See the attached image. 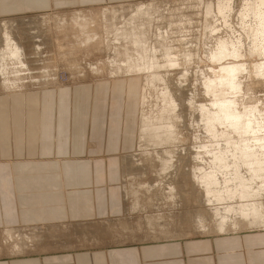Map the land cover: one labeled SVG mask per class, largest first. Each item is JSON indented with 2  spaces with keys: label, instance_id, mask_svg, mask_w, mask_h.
<instances>
[{
  "label": "crops",
  "instance_id": "crops-1",
  "mask_svg": "<svg viewBox=\"0 0 264 264\" xmlns=\"http://www.w3.org/2000/svg\"><path fill=\"white\" fill-rule=\"evenodd\" d=\"M127 1L0 0V17ZM140 85L136 76H109L0 93V232L22 229L36 234L26 244H45L0 264H264V229L111 245L109 236L82 240L63 230L124 218L121 163L137 147Z\"/></svg>",
  "mask_w": 264,
  "mask_h": 264
},
{
  "label": "rangeland",
  "instance_id": "rangeland-1",
  "mask_svg": "<svg viewBox=\"0 0 264 264\" xmlns=\"http://www.w3.org/2000/svg\"><path fill=\"white\" fill-rule=\"evenodd\" d=\"M204 1L205 3L212 2L215 6L214 8L215 10L212 9L211 13H207L204 7L205 4H203ZM216 1L217 0H199V2L196 3L197 2L196 0H140L135 2L130 0V2L127 1L113 5H100V4L91 5V6L87 5V6H80L78 8H68L65 10H55L44 13L24 14V15H19V16L17 15L11 17H0V23L4 21H8V19L15 20L18 17H20L18 19H25V18H29L31 20L34 19L33 21L37 23H39L40 21H44L43 23H39L37 28V33L42 37L41 39L42 42L39 43L40 45L39 50L40 49L41 50L36 51L33 42L31 40H26V39L24 40L22 45L24 47V53L26 58L25 63L27 64V68L22 70V69H18L17 66L16 69H14V67L11 66L12 64L6 63L7 66L5 67L8 68V71L14 72L13 74L7 75L8 78L10 77V79L7 80L14 81V86L11 89L13 90L16 89V90L13 92L11 89L9 90H7V88L4 89V86H2L3 80L0 79V93L8 92L7 94L9 95L10 93L20 94L25 92L26 90L42 89L47 87L62 89L63 86L71 87L83 82H89V81L92 82L103 78L105 79L108 78L110 75L115 74V72L124 73L125 71L123 72L124 70L123 68H125L124 65H127V63L134 65L137 63L141 64L143 61L145 62L146 58L159 59V61L157 62L161 64L160 65L158 64L156 68L153 67L154 69L150 71V72L154 71L153 73L150 74L149 72V74H146L140 72V74H142L141 76L142 83L144 78L146 79L147 76L149 79L148 81H146V88H147L146 91L142 90L143 91L142 104H141L142 107L140 109L141 112L139 113L138 111L139 114L138 117L144 116L150 118L152 116L150 118L152 119L155 115L161 113L160 108L163 105L161 104L159 98H161L162 93L170 94L171 96H173L172 101L174 102L175 105V112L178 113L177 116L172 119L173 120L172 130L175 136L172 141L174 143L168 144V146L170 148L180 146L183 147L184 150H186V149H191L194 146L213 145L212 143L213 138L208 137L204 124L197 121L198 118L196 115L201 113L200 110L201 105L202 106L209 105L211 101L214 99L212 95H209L210 93L206 92L205 80L208 78L213 80L215 73L211 71V68L214 71L215 70L218 71L219 69L218 67L222 65L209 62V60H207L206 53L209 52V50L211 52L216 50L218 39L221 40V42H224L226 40L227 41L226 45L228 46V48H230L228 42L229 41L233 42V40L235 39L234 37L237 35V33H235L236 35L235 34L232 35V33L229 31L230 29L226 26H223V21L219 18V16L221 15H219L218 12L216 11L217 10ZM241 1L243 0H236V4H241L242 3ZM151 2L155 3L156 5L155 10L156 12L157 11L158 12L157 13L155 12V14L161 15L162 17H164V19L160 22L159 21L157 22V19H153L152 22L153 21L155 22V23L153 22L155 24V28L153 27L154 24L150 25V23L146 22V24L144 23L142 30L138 29L135 31L134 29V31L132 32L133 35L137 36L139 34H143L145 37H148V39L144 38L145 44L141 43V45L139 44L134 45V43L132 44V42L130 41L128 44V42L124 43L121 40H119L118 42V38L116 37L115 32L117 31L120 33L122 30L127 29L128 26L126 25V23L129 21V18L134 13L135 9L140 5H145ZM170 11L172 14L174 13L172 17L170 16L172 15L169 13ZM105 12L106 14L104 16L105 17L104 20L102 14ZM237 16L238 15L236 14L234 20H231L232 21L231 25H233V28L235 30H237L240 27L239 26L240 21L236 19ZM169 18L172 20H169ZM76 21L78 22V25L74 24ZM156 22L159 24V26L158 24L156 26ZM134 23L136 24L135 26L137 27L138 22L135 21ZM122 24H124L125 26ZM142 24L143 23H141V25ZM173 24L175 25L177 24V25L175 26ZM167 25L169 27L171 25V28L175 26V29L173 30L175 34L173 38L170 39L171 41L170 40L169 42L167 41L166 43H164L162 48L159 49V46L158 45L156 46L158 42L156 41V37L153 36V33L158 34L157 33L158 29H160V31L162 32L170 29ZM145 26L146 29L148 30L147 31L148 33L144 28ZM117 27H122V28H117ZM213 28L214 30H212ZM152 29H153V33H152ZM86 32H88V34H86ZM87 35L89 37L93 36V38H95V40H93L94 42L92 41L86 43L87 41L85 40L87 39L86 38ZM151 37L155 41H153L152 39L153 41L152 42L150 39ZM204 38H207L206 39L208 41L207 43H205L206 41ZM147 40H148L147 44L149 45H146ZM200 41H202V43ZM172 42L173 44H171ZM176 44L179 45L181 44V45L179 46ZM205 44L206 45L208 44V46H206ZM172 46L173 47L175 46L177 48L175 47L173 48ZM193 46L194 48H192ZM195 46L197 48H195ZM168 47H170V49ZM135 48H137L138 51ZM204 48L206 51L205 50L201 51ZM247 48H248L247 46L245 47L243 46L240 49L241 58L237 62L236 60H224L223 62L225 63V65H227L226 63L229 62H236L235 64L238 63V64L246 65L250 63L251 65L258 66L261 62L264 61L262 58H259L256 55L255 56L250 55L249 50ZM165 49L166 50L168 49L167 50L168 52ZM173 50L174 52L175 51L178 52L177 53L178 56L177 54L176 56L180 58L178 59L179 65H176V67L169 66L168 68V66L165 65L168 64L167 62L168 57L165 54L172 52ZM156 52L158 55L156 54ZM139 53L143 56H141ZM37 56L40 57L38 58ZM163 61L165 62V64ZM119 65L124 67L120 68L122 70L117 71L119 70L120 67ZM160 66L163 67L164 70L160 68ZM157 68L160 69L158 70ZM250 70H247L237 75V78L240 80L239 82L240 88L236 95L232 94V92L227 88L221 89L222 90L221 93L222 94L224 93V95L228 97V99L235 101L237 105L236 106L237 111L240 114H243L244 110L246 111L249 109L250 110L253 109V111L257 115L264 114V76L261 73H259L257 69L253 68ZM153 76L155 77L152 78ZM180 78L182 81H180ZM164 79L166 80V82ZM139 82H141L140 79ZM152 82H155V84L154 83L152 84ZM175 85H177V87ZM192 85L194 86L193 89H192L193 87ZM168 86L171 89L168 88ZM174 87L176 89H174ZM10 90L11 92H9ZM190 90L192 92V93L190 92L191 94L189 93ZM182 91L184 93H182ZM215 96H218V91H215ZM197 105L199 108H197ZM188 106H190L191 108H189ZM147 114L149 115L151 114V115L149 116ZM193 124L195 125L193 126ZM224 131H225L224 126L220 125L217 127L218 135ZM204 134H206L207 136H205ZM229 136L233 137V139L237 138V135L234 134H230ZM221 139L224 140V137L222 136ZM168 146L165 149L169 148ZM145 152L146 151H143L138 144L136 151L132 154L138 155L139 153V155L142 154L144 156ZM154 159L153 160L146 159L144 161L143 165L145 170L143 169L142 173L145 172V175L136 181H141L143 184L145 183L153 184L155 182L157 184V180L159 179V182L163 181L162 182L163 184L171 183L172 185L174 184V187L176 185L175 188H177V191L173 192L174 193L173 195L176 197L175 202L172 204L169 200L163 203L160 202L157 205L155 200L153 201L151 198L154 192H150L148 194L145 191H142V193L138 194L139 197L137 196L139 198L138 203L141 205L140 207H138L139 211L137 209V211L132 213L131 211L132 209H130L131 208L130 206L132 204V198L131 196L130 197L127 196L124 201L125 210L122 215V217L124 218L122 222H118L119 227L120 228L122 227L123 230L122 231L118 230L119 234L117 235L113 234L114 236L112 235L113 230L112 229L108 230V235L106 236H109L108 238H112L108 240L109 242L108 245L115 243V241L126 244L142 243L146 241L148 242V241L160 240V239L163 240L166 239L167 237L180 238L187 236H199L205 234V233L201 234L193 230L189 220L190 216L194 214L196 211H198V209H200V207H198L193 201L194 197H192L191 195L192 194L191 178L189 181V176L181 175L180 174L181 170L179 171L176 170L174 171L173 174L167 173L164 177H162L163 169H160L161 168L160 165L161 164L170 165L172 163L169 162L168 160H162L159 158L156 159L155 157ZM157 160H161V161H157ZM179 175H181V177H179ZM178 177L179 180L177 179ZM129 183H131V181H129ZM129 183L127 182V184ZM136 183L137 182H135V184ZM128 188H130V184ZM158 190H159V192H157L158 196L166 195L165 194L166 190L163 191V188ZM152 206L154 207L156 206L158 208L156 207L153 208ZM140 209H142V212ZM155 215H159V216L161 215V216L159 217ZM145 218L149 220L146 221ZM159 219L160 220L165 219V221L169 223L168 224L169 231L168 229H166L168 232L167 231L160 232L158 228L157 229L156 227H154V229L152 228V226H155L156 222L160 223ZM145 221L149 224L147 225ZM102 229H104V227H102ZM121 232L123 233L122 236L120 237ZM20 234L22 233L20 232L16 234L17 237L13 238V241H16L15 243H18L17 241L19 239H22V236ZM209 234H212V232ZM168 238L166 240H168ZM82 240H87V239L83 238ZM13 241L10 239L7 240L4 233L0 232V256H8L14 253L16 254L24 251L32 252L34 250H41L43 247H45L44 246L45 244L44 245L27 244V246L24 247L23 250L18 245L15 246ZM66 245L67 244H65L64 246ZM60 246L64 247L62 244ZM73 247L81 248L84 247V245L75 244L73 245Z\"/></svg>",
  "mask_w": 264,
  "mask_h": 264
},
{
  "label": "bare ground",
  "instance_id": "bare-ground-1",
  "mask_svg": "<svg viewBox=\"0 0 264 264\" xmlns=\"http://www.w3.org/2000/svg\"><path fill=\"white\" fill-rule=\"evenodd\" d=\"M196 1H197L196 3L199 2V0H196ZM241 2H242L241 4H236V0H217L216 1V8H217L216 11L218 12L219 15H221V16H219V18L223 21V26L228 27L230 29V30L229 29L228 30L232 33V35L235 33H237V35L235 34L236 36L235 37L233 36L235 38L234 39L235 41L233 40V42L232 41L228 42L230 48H228V46L226 45V42H227L226 40L224 42H221V40L218 39L216 50L213 52H211L209 50V52L206 53L207 60H209V62L222 65V66L218 67L219 68L218 71H216V70L214 71L211 68V71L215 73L213 80H211L209 78L205 80L206 92L210 93L209 95H212L214 99L211 101V103L209 105H204V104H203L204 106L201 105L200 106L201 113L196 115L198 118L197 121L204 124L208 137L213 138V141H212L213 145L194 146L191 149H186V150H184V148L180 147V146L174 147V148H170L168 146V144L174 143L172 141L173 138L175 137L174 132L172 130V127H173L172 126L173 125L172 119L177 116L178 112H175V105H174V102L172 101L173 96H171L170 94H167V93H162L161 98H159V100L161 101V104L163 105L160 108L161 113H159L158 115H155L152 119H150L152 116L150 118L149 117L147 118L144 116L138 117V122H137V124H138L137 133L138 134H136L137 146L139 144V147L143 151H146L144 156L142 154L139 155V153H138V155L137 154H131L130 156H126L122 159V163H121V166H122V176H121L122 180L121 181L122 182L121 183H122V187H123L122 188L123 189V195H124V200L126 199L127 196H129V197L131 196L132 204L130 206L131 207L130 209H132L131 210L132 213L137 211L138 207L141 206L138 203V199H139L138 194L142 193V191H145L148 194L150 192H154L151 198L153 201L155 200L157 205L160 202L163 203V202L169 201V200L172 204L175 202L176 197L173 195L174 194L173 192L177 191V188H175L176 185L174 187V184L172 185L171 183H164L163 184L162 183L163 181L159 182V179L157 180V184H156V182L153 183L154 185L151 183L143 184L141 181H136L145 175V172L142 173V170L144 169V165H143L144 161L146 159L153 160L155 157L156 159L159 158L162 160H168L169 162L172 163L170 165H168V164H161L160 165L161 166L160 169H163L162 177H164L167 173L173 174L174 171L181 170V172H180L181 175L189 176V181L191 178V180H192V183H191L192 189L190 188L192 190L191 195H192V197H194L193 201L195 202V204L198 207H200V209H198V211H196L194 214H192L189 218L191 226H192L193 230H195L196 232H199L201 234L205 233L203 235H210L209 233H211V232H212V234H218V233L222 234V233H228V232H233V233L238 232V231L240 232V231L251 230V229H261V228L264 229V114L257 115L253 111V109H251V110L249 109L246 111L244 110V113L240 114L237 111V107H236L237 105H236L235 101L228 99V97H226L224 95V93L223 94L221 93L222 92L221 89L227 88L228 90H230L232 92V94L236 95L237 92L239 91V88H240V83H239L240 80L237 78V75L242 73V72H245L247 70H250L253 68L257 69L259 71V73H261L264 76V61L261 62L258 66L257 65H251L250 63L246 64V65L245 64L242 65V64H238V63L235 64L241 58L240 49L243 46L248 47L247 49L249 50L250 55H252V56L256 55L257 57L262 58L264 60V0H243ZM237 3H239V2H237ZM203 4H205L204 7H205V11L207 13H211L212 9L215 10L214 9L215 6L212 2L205 3V1H204ZM139 5H140V3H139ZM155 9H156V5L153 2L147 3L145 5H140L139 7H137L135 9L134 13L130 16L129 21L126 23L128 28L122 30L120 33L117 31L115 32V35L118 38V42H119V40H121L124 43L128 42V44H129V41L132 42V44L134 43V45H138V44L141 45V43L145 44L144 38L148 39V37H145L143 34H139V35L135 36V35H133L132 32L134 31V29H135V31L138 29L142 30V27H143L144 23L146 24V22L150 23V25L154 24L155 22L154 21H153L154 23L152 22L153 19H157V22L162 21L164 19V17H162L159 14L156 15ZM175 12H177V11H175ZM169 13L172 14L171 11ZM105 14H106V12L102 14L103 19L105 18L104 17ZM236 14L238 15L237 16L238 18L236 17V19H238V21H240L239 22L240 24L238 23L240 26L238 28L239 30L238 29L235 30L233 28V25H231L232 24L231 20H234ZM173 15H174V13L170 16L172 17ZM18 18H20V17H18ZM18 18H16L15 20H9L8 19V21H4V22L0 23V79L3 80L2 86H4V89L7 88V90L13 88V86H14V81L7 80V79H10V77L8 78L7 75L13 74L14 72L8 71V68L5 67V66H7L6 63L12 64L11 66L14 67V69H16L17 66H18V69H22V70L26 69L27 68V64L25 63L26 58H25V53H24V47L22 45L24 40L25 39L31 40L33 42V45H34V48L36 51L39 50V47H40L39 43L42 42V40H41L42 37L37 33V28H38V24L43 23L44 21H40L39 23H37V22L33 21L34 19L31 20L29 18H25V19H18ZM114 18H115V16H114ZM170 18H169V20H172ZM116 19H117V17H116ZM78 21H80V20H78ZM135 21L138 22L137 27L135 26L136 25L134 23ZM157 22H156V26L158 24ZM141 23H143V24L141 25ZM74 24L78 25V22L76 21ZM124 24H122V25H124ZM173 25H175V24H173ZM158 26H159V24H158ZM175 26H173L174 28L173 27L171 28V25H170V27L168 26L170 29L167 28L168 30H165L163 32L160 31V29H158L157 30L158 34H154L153 29H152L153 36L156 37V41L158 42L157 44L155 42L154 43L156 44V46L157 45L159 46V49L162 48L164 43H166L167 41L169 42V40L173 38V36L175 34V32L173 31L175 29ZM153 27L155 28V24ZM117 28H122V27H117ZM144 28L146 29V26ZM140 30H139V32H140ZM212 30H214V28ZM147 31L148 30L146 29V32ZM142 32H144V31H142ZM86 34H88V32H86ZM86 38H87L85 40V41H87L86 43H89V42H92L93 40H95V38H93V36L89 37L87 35ZM150 39L152 41L153 38L151 37ZM204 39L206 41L205 43H207L208 42L206 40L207 38H204ZM153 41H155V40L153 39ZM180 41H182V40H180ZM177 42H179V41H177ZM200 42L202 43V41H200ZM147 43H148V40L146 42V45H149ZM246 43H247V45H246ZM171 44H173V42ZM208 44L207 45L205 44V45L208 46ZM130 45H131V43H130ZM176 45H179V44H176ZM151 46H153V45H151ZM164 47H166V46H164ZM137 48H135V49L137 50ZM168 48L170 49V47H168ZM175 48H177V47H175ZM187 48H188V46H187ZM192 48H194V46ZM195 48H197V47L195 46ZM127 50H129V49H127ZM148 50H149V48H148ZM162 50H164V49H162ZM203 50H205V48L202 49L201 51H203ZM177 51H179V50H177ZM181 52H180V54H181ZM177 53L178 52H176V51L174 52V50H173L172 52L165 54L168 57L167 62L169 65L165 64L164 61L163 62L165 65L168 66V68H169V66L176 67V65H179L178 59H180V58L177 57L178 56ZM151 54H153V53H151ZM156 54H157V52H156ZM176 54H177V56H176ZM141 56H143V55H141ZM152 56H154V55H152ZM252 56H250V57H252ZM155 58H157V57H155ZM139 59H141V58H139ZM153 59H149V58L147 59L146 58L145 62L141 61L142 62L141 64L137 63V64L133 65V64L127 63V65H124L125 68H123L124 69L123 72L125 71L124 73H122V72L116 73L115 72V74L110 75V77H125V78H129V77H133V76L140 77L139 79L141 81V85H140L141 88L139 87L140 98H138L139 99L138 105L140 104L139 113L141 112L140 109L142 107L141 106V104H142V93H143L142 90L146 91V89H147L146 88V81H148V79H149L147 76L146 79L144 78L143 83H142V78H141L142 74H140V72L149 74V72L154 69L153 67L156 68L159 64L157 62V61H159V59H154V60ZM186 60H188V59H186ZM224 60H236V62H229V63H226L227 65H225V63L223 62ZM163 62H162V64H163ZM111 63H113V62H111ZM183 64H185V63H183ZM124 66H120L119 70H117V71L122 70L120 68L124 67ZM161 66H160V68L163 69V67H161ZM160 68H157V69L159 70ZM175 71H176V69H175ZM153 72H150V74ZM246 73H248V72H246ZM154 77L155 76H153L152 78H154ZM161 77H163V76H161ZM16 79H19V78H16ZM171 80H173V79H171ZM153 81H154V79H153ZM180 81H182L181 78H180ZM165 82H166V80H165ZM153 83L155 84V82H152V84ZM175 86L177 87V85H175ZM192 86H190V87H192ZM168 88H170V87L168 86ZM193 88H194V86L192 87V89ZM174 89H176V88L174 87ZM11 90L14 92L16 89H14V90L11 89ZM11 90L9 92H11ZM183 91H182V93H184ZM192 91H194V90H192ZM215 91H218V96H215ZM190 92H191V90L189 91V93ZM14 95H16V94H14ZM185 95H187V94H185ZM185 95H183V96H185ZM192 96H194V95H192ZM128 97H130V96H128ZM188 97H190V96H188ZM24 105L25 104L23 102V103L19 104V106L17 108V113L20 114L21 122H23V123L25 122L26 115L29 112L25 108ZM191 105H193V104H191ZM188 107L191 108L190 106H188ZM194 108H196V107H194ZM197 108H199L198 105H197ZM147 115H149V114H147ZM153 119H155V120H153ZM194 125L195 124H193V126ZM220 125L224 126L225 131L218 135L217 134V127ZM197 126H198V124H197ZM193 128H195V127H193ZM230 134L237 135V138L233 139V137L229 136ZM204 135L207 136L206 134H204ZM222 136L224 137V140L221 139ZM198 138H199V136H198ZM207 140H206V142H207ZM210 142H211V140H210ZM167 146L169 148L165 149ZM157 161H161V160H157ZM181 175H179V177H181ZM158 177H159V175H158ZM179 177L177 178L178 180H179ZM129 181H131V183H129ZM127 182L130 184V188H128L129 184H127ZM135 182H137V183L135 184ZM162 188H163V191L166 190L165 191L166 195L158 196V193H157V192H159L158 189H162ZM161 200H163V201H161ZM152 207L155 208L156 206L155 207L152 206ZM156 208H158V207H156ZM140 210L142 212V209H140ZM138 211H139V209H138ZM157 211H158V209H157ZM155 216H159V215H155ZM122 220L123 219L115 221L109 226L108 225L102 226V227H104V229H102V227H97L94 225L92 226L91 224L90 225H88V224L87 225L86 224H83V225L77 224L74 226H65L64 227L65 229H63V230H65L67 233L74 234L73 236L78 237L79 239L81 237H83V238H87V239L89 238V240L99 241V239H102L103 236L108 235V230H110V227H112L111 229L113 230L112 235L113 234H115V235L119 234L118 230L122 231L123 228L119 227L118 222H122ZM148 220L146 219V221H148ZM151 221H150V223H151ZM159 222L160 223L156 222L155 226H152V228L154 229V227H156V229L158 228L160 232L167 231L166 229L169 228V225H168L169 223L167 221H165V219L164 220L159 219ZM148 224L149 223H147V225ZM153 224H151V225H153ZM241 228H244V229H241ZM21 230H17V229L5 230L2 232L6 236L7 240L10 239L13 241V238L17 237L16 234H18L19 232H22ZM168 231H169V229H168ZM122 233L123 232H121L120 237L122 236ZM20 235L21 236L24 235L25 239H19L17 241L18 243H15L16 241H13V243L15 246L18 245L23 250H24V247L27 246V244H26L27 242L31 243L34 240H36V238L34 237L36 234L33 235V234L25 233V234H20ZM169 237H171V236H169ZM166 239H163V240H166ZM168 239H175V237L174 238H168ZM62 245L64 246L65 243L63 242ZM64 247L74 248L73 244H70V245L67 244Z\"/></svg>",
  "mask_w": 264,
  "mask_h": 264
}]
</instances>
